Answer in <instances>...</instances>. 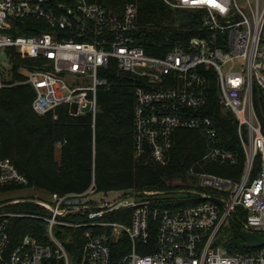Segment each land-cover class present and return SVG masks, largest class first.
<instances>
[{
  "label": "built area",
  "instance_id": "2783aa9c",
  "mask_svg": "<svg viewBox=\"0 0 264 264\" xmlns=\"http://www.w3.org/2000/svg\"><path fill=\"white\" fill-rule=\"evenodd\" d=\"M137 1L116 12L98 0H0V54L18 49L42 60L26 75L38 115L67 106L71 115L90 113L95 122L98 91L107 84L101 71L114 62L134 75V156L150 151L160 163L180 128L203 132V165L237 163L236 153L222 147L215 119L203 112L214 82L220 107L239 123L240 178L192 168L196 181L174 199L160 191H99L95 181L82 192H51L48 200L2 197L0 264H264V245L232 253L219 240L238 208L246 213L242 231L264 237V127L257 110L264 94V0H161L204 14L201 34L164 56L135 44ZM28 19L51 30L17 34ZM27 185L0 151V188ZM15 218L44 223L46 241L28 233L10 246Z\"/></svg>",
  "mask_w": 264,
  "mask_h": 264
},
{
  "label": "trees",
  "instance_id": "16d2710c",
  "mask_svg": "<svg viewBox=\"0 0 264 264\" xmlns=\"http://www.w3.org/2000/svg\"><path fill=\"white\" fill-rule=\"evenodd\" d=\"M98 1L119 12L128 0ZM137 4L133 36L135 44L149 55L164 56L177 44L186 45L203 30L204 14L201 11L175 9L161 0H138ZM48 30L51 28L42 21L28 19L17 34ZM8 53L13 63V76L0 85V151L2 157L10 158L27 177L28 187L58 193L82 192L95 181L99 191H160L166 198L174 199L196 181L191 174L192 168L197 172L240 178L245 152L239 123L231 111L220 107L214 82L212 98L203 112L215 119L221 145L236 153L237 163L203 165L202 159L208 148L206 138L201 130L186 128L175 132L166 161L160 163L153 159L150 151L139 158L134 156V102L139 83L134 75L119 70L114 62L101 71L107 84L98 91L95 122L90 113L71 115L67 106L38 115L32 106L33 87L28 83L12 85V82L26 80L24 72L39 67L42 60L18 49ZM259 103L257 110L264 127V94ZM243 134L247 136L245 127ZM58 149L59 156L56 154ZM6 189L3 187L0 191ZM187 203L190 202H179ZM20 208L36 207L23 204ZM245 214L243 208H238L231 219L224 246L232 253L252 250L241 236ZM44 232L45 225L41 221L15 218L11 223L10 246L28 233L45 242ZM65 243L70 252L79 251L75 243Z\"/></svg>",
  "mask_w": 264,
  "mask_h": 264
},
{
  "label": "rangeland",
  "instance_id": "374dc122",
  "mask_svg": "<svg viewBox=\"0 0 264 264\" xmlns=\"http://www.w3.org/2000/svg\"><path fill=\"white\" fill-rule=\"evenodd\" d=\"M13 63L12 59L10 58L9 54L5 51L2 50L0 54V73H1V79L5 82L11 80L13 76ZM27 75V71L24 72ZM26 80H15L12 82V85H18V84H25ZM259 100V99H258ZM57 156H59V149L57 150ZM192 183H190L191 186ZM51 192L36 189L33 187H17L13 189H6L5 191L0 192V198H10V197H30V198H40L44 200H48L50 197ZM231 218H229L223 227L220 235H219V240L222 241L223 243L225 242L228 234H229V228H230V222Z\"/></svg>",
  "mask_w": 264,
  "mask_h": 264
},
{
  "label": "water",
  "instance_id": "95a60500",
  "mask_svg": "<svg viewBox=\"0 0 264 264\" xmlns=\"http://www.w3.org/2000/svg\"><path fill=\"white\" fill-rule=\"evenodd\" d=\"M241 236L250 248H257L264 245V237L258 236L257 234L242 231Z\"/></svg>",
  "mask_w": 264,
  "mask_h": 264
},
{
  "label": "snow or ice",
  "instance_id": "6c2138e0",
  "mask_svg": "<svg viewBox=\"0 0 264 264\" xmlns=\"http://www.w3.org/2000/svg\"><path fill=\"white\" fill-rule=\"evenodd\" d=\"M213 6H217V7H219V5H215V4H214ZM222 10H223V9H222Z\"/></svg>",
  "mask_w": 264,
  "mask_h": 264
}]
</instances>
